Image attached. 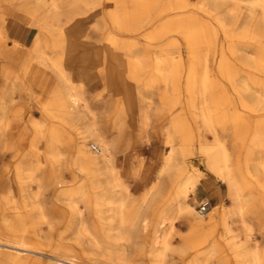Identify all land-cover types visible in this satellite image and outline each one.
<instances>
[{
  "label": "bare ground",
  "instance_id": "6f19581e",
  "mask_svg": "<svg viewBox=\"0 0 264 264\" xmlns=\"http://www.w3.org/2000/svg\"><path fill=\"white\" fill-rule=\"evenodd\" d=\"M94 1L0 0V44L9 42L13 46H19L27 55V59H22L25 66L21 69H24L23 72L14 73L12 79H8V75L12 73L13 68L6 65L0 67V159H4L6 155L13 157L5 175L8 184L3 185V190L15 194L2 195L0 198V203L10 208L8 211H1L0 216L3 228L0 233V264H26L23 256L35 254L51 256L56 264L77 263L74 257L57 253L47 254L26 240L33 235L30 230L35 223L47 220V216L42 213L41 197L51 183H61L60 186L63 183L64 187L60 192L64 196L82 194L85 190L103 191L99 202L110 205L113 218L118 222V234L114 237L121 242L117 253L113 255L116 256L117 264H128L126 256H129V243L138 237L133 228L137 225L144 228L147 225L148 216L144 213L147 203L157 200L165 192L169 194L168 200L165 205L159 207L156 218L152 220V243L161 244L150 251L153 264H166L165 253L173 244L170 230L178 217L188 224L189 229L205 234H211L217 225L221 224L223 231L220 234L230 241L234 256L249 257L252 264H264V245L259 247L252 239L248 224L250 214L254 213L260 223V236L264 239V116L258 118V124L252 129L250 147L246 149L243 166L240 164L242 160H236L234 149L232 151L223 135L230 129L236 136L243 125L249 127L248 122L239 119L241 111L254 114L264 112V77H258L264 76V43L256 52L243 55L244 64L239 66L228 59L227 53L234 54L240 50L231 44L224 47L216 40V36L220 34L217 24H208L201 13L190 11L189 8L193 1H196L197 5L210 4L215 8L229 1L232 4L230 12L238 5H245L248 9L247 19H255L259 13L255 23L252 22L254 25L250 27L253 32L264 37V0H110L117 4L119 9L112 11L108 27L118 32H137L155 11L157 14L154 17L158 19L161 15L169 16L163 19L157 30L150 33L149 39L183 30L187 61L184 63L181 57V44L177 39L162 47L161 54L155 59L148 60L146 56L131 55L132 41H129V44L120 43L108 33L103 45L93 50L90 59L97 64L102 60V53H106L111 62L118 64L121 71L115 74V69L108 64L104 78L110 88L114 80L119 82L126 93L125 98L121 103L117 102L112 111L110 131L104 132L94 120L87 126L86 137L92 139V145H97L98 154L89 149V143L83 136L78 139L73 160L68 165L62 149L69 139L64 127L81 120L86 112L94 115L86 98L82 76L79 75L80 79L75 80V75L70 69L74 59L68 56L76 38L75 28L79 24L76 15ZM183 16L189 18L180 19ZM249 25L245 22L239 27L240 31ZM21 27L22 35H18L16 29ZM235 35L239 37L240 33L232 32L227 37L232 38ZM242 45L244 48L249 47L253 42L241 40ZM215 52L220 56L216 57L214 65ZM33 62L54 75L55 81L44 99L22 84L21 78L25 73H30ZM85 62L86 60L78 59V63ZM137 86H143L150 92H158L157 119L166 108H172L182 94L188 102L196 103L204 137L199 145L197 158L209 172L225 184L229 198L227 205H215L207 216H201L193 203L189 202L190 195L198 186L200 175L192 171L199 170V167L192 157H188L186 150H189V146L188 149L175 148L173 131L179 128L188 131L184 121L172 120L164 124V144L170 147V150L163 157H159L160 163L156 169L151 168V171L143 175L144 159L139 155L134 157L135 161L131 160L129 163L125 158H117L116 153L120 147H128L131 137L133 140V137L142 136L143 131L152 124L149 112L150 97L140 99L142 105L138 106L130 96ZM166 92L173 95L164 97ZM244 99L248 103L244 102ZM233 103L239 105L241 111L235 109ZM34 107L40 111V119L32 117L31 108ZM134 110L140 114L136 128L132 121ZM15 128L18 129L14 130ZM183 139L188 143L191 141L189 135L183 136ZM249 162L253 166L252 173L248 168ZM64 163L69 178L63 175ZM252 174L258 179H248ZM79 178H83V182L76 185ZM9 183L13 186H9ZM28 185H33L34 188L30 201L26 203V199H20L17 192L20 196L23 195ZM133 191L137 193L131 199ZM111 192L118 193L116 195L119 197L112 200L108 197ZM130 203L133 204L131 213L128 209ZM233 218H238L244 224L245 230L241 234L234 232ZM162 228L165 229L161 231ZM211 251L212 248L206 249L199 256H207ZM197 264H206V260Z\"/></svg>",
  "mask_w": 264,
  "mask_h": 264
},
{
  "label": "rangeland",
  "instance_id": "374dc122",
  "mask_svg": "<svg viewBox=\"0 0 264 264\" xmlns=\"http://www.w3.org/2000/svg\"><path fill=\"white\" fill-rule=\"evenodd\" d=\"M113 4L114 2H111L110 0H95L88 6L83 7L80 10L79 15H76L79 24L78 27L75 28L76 38L73 42L72 49L68 51V56H71L74 59L73 63L70 64V69L75 75L76 81L80 79L79 75L82 76L81 79L85 84L86 98L94 115H92V113L86 112L85 116L81 120L74 121L71 125H67L64 127L65 134L69 139L67 140V143L63 145L62 149L65 153V161L68 165L73 160V154L76 151V144L78 139L83 136H87L86 129L88 124L94 120L104 132L110 131L113 114L112 111L115 108L117 102L121 103L125 98L126 93L124 89H122V86L119 82H116L114 80L110 88L107 79L104 78L106 77L105 73L109 65H112V67L115 69V74H118L121 71L118 64L116 62H111L106 53H102V60L97 64L92 62L90 59L93 50L103 45L102 43L105 41V38L108 37V33L110 35L112 34V37L114 36L113 38L120 43L129 44L132 41L133 46L131 55H137L138 57L146 56L148 60L155 59V57L161 54L160 51L171 40L177 39L181 44L179 45V49H181V57L184 60V63H186L187 61V50L185 48L186 46L183 40V30L168 33L169 35L166 34L163 37L157 39H149L150 33L154 30H157L162 24L163 19L168 18L169 16L161 15V17H159L158 19L157 17H154L157 14V11H155L152 17L149 18L148 22L141 27L142 29L140 28L141 30L139 29L134 33L118 32L117 30L108 27L109 16L111 15V13L119 9V6L117 4ZM204 5H197V2L193 1L189 8L190 11H196V13L199 14L201 13L204 21H206L208 24H217V27L220 28V34L216 36V40L222 43L224 47H227L231 44L232 47L234 46L235 48H238L240 51L236 52L237 55L236 53H227L228 59L230 58L229 60H231L235 64L238 63L239 66H243V55L256 52L257 48L264 43V37H262L259 33L257 34L256 32H253L251 28L258 18L259 13L258 15L256 14V18H253V20L247 19L248 9L245 5L242 4L234 7V9H231V12L229 9L231 8L232 4L229 1L224 2V4L222 3L220 6H217V8L213 7L210 4ZM218 8L221 10H219ZM221 16L223 20L221 19ZM188 18L189 17L183 16L180 19L186 20ZM228 19L231 23H229ZM245 22H248V24H250L247 27L248 29L246 28L245 30L240 31L239 27L243 26ZM105 23H107V25H104ZM232 32L233 34L237 32L240 33V38L236 35L232 38L227 37ZM241 40L252 41L253 45L244 48L243 45L241 46ZM9 46V43H5L4 45L5 48H8ZM14 53V55L11 54V56L13 55L12 64L14 63L12 65L13 71L8 75V79H12L15 75L14 73L20 71L23 72L24 69L21 70L22 67H25L23 62L25 59H27V55L24 54V60L21 61V48H18ZM6 55L7 54L1 52L0 67L6 65L9 61L6 58ZM219 56L220 54L217 52L213 54L214 65ZM78 59L86 60V62L83 64L78 63ZM30 69V73H25L22 76V84L27 88H31V91L33 90V92L40 94V97L44 99L48 94L47 92L50 91L48 89H51V86L55 81L54 75L48 69L42 68L34 62ZM2 75L3 77H6L5 74ZM258 77L262 78L264 76L261 75ZM181 86L183 88V84ZM172 95L173 94L166 92V95H164V97H171ZM130 96H132V101L135 102V104L138 106L142 105L140 99H143L145 96L150 97L149 112L152 119V124H150L143 131V133L141 134L142 136H139L140 138L133 137L132 140L131 137L128 147H120V149L116 153L117 158H125L126 162L129 163L131 160H134V157L139 155L144 159L143 175L148 173L152 169H156V167L160 163L159 157H163V155L170 150V147L164 144V124L167 121L170 122L172 120L184 121V124H186L188 131H184L182 128H179L177 131H173L175 148L177 147L176 149H188L189 146V150H186L188 151V157H192V160L195 161L196 165L199 167V170L192 171L200 175L198 186L196 187L194 193L190 195L189 202L191 204L193 203L195 210H198V205L201 200H208L211 208L215 205H227L229 203V198L226 195L225 184L219 181V179H217L211 172H209L197 158L199 145L204 137L202 128L200 126V118L196 103L188 102L185 99L184 94H182L181 98H178V100H176L174 106L172 108H166V110H164V113L157 119L159 95L156 90L150 92V90L143 86H137L132 90ZM244 102L248 103V101L245 99ZM233 105H235V109L241 111L242 108H240L239 105H237L236 103H233ZM31 109L33 114L32 117L35 119H40V111L35 107ZM137 112V110H134L132 114V121L134 126L136 125L138 127L140 114L139 112L137 114ZM241 112L242 113H239V119L243 120V122H248L249 127L246 128V126L244 127L243 125V130L241 129V131H239L236 136L234 135V132H231L230 129H227L223 135L227 138L232 151L234 149L233 152H235V157L237 155L236 160H242L240 161V164L242 163L241 165L243 166V162H245L246 157V149L250 147L249 138L251 136L252 129L258 124V118L260 116H264V112H257L256 114H254V112ZM17 129L18 128H15L14 130ZM188 135L190 136L191 140L189 141L190 144L183 139V136L188 137ZM86 141L89 143V149L95 154H98L97 150L95 151L91 148V146L95 145L91 144L92 139L90 137H86ZM95 146L97 147V145ZM255 156L256 153L254 155V158ZM31 160L33 162V159ZM12 162L13 157L9 155H6L4 159H0V198L2 197V195H15L13 192L8 193L3 190V185L8 184L6 183L5 175L9 169V165ZM66 163H64L63 175L64 177L69 178L70 175L66 170ZM250 163L251 162L248 163V168L252 173L253 166H251ZM248 179H251L253 181L254 179L258 178L255 175H249ZM82 182L83 178H79V180L76 182V185ZM9 184V186H13L12 183ZM60 184L61 183H51L46 191H44V193L42 194V213L47 216V220H39L37 223H35L32 230H30L31 233L33 232V235L31 236V238L27 237L26 240L40 247V249L47 254L57 253L62 256L74 257L77 259L76 264H91L92 262L99 264H117V261L115 259L116 256L113 255L117 253L118 245L121 242L120 240H117L116 237H114L118 234L116 230L118 222L113 218L112 211L110 210V205L99 202V199L102 197L101 194H103V191L91 192L85 190L82 194L78 193L64 196L60 192L61 189H63L64 185L62 183V186H60ZM27 187L28 188L24 191L23 195L20 196V193L17 192L20 199L21 197L22 200L26 199V203L30 201L31 191H33L34 188L33 185H28ZM136 193L137 192L133 191L130 195V198L133 199ZM116 194L118 195V193L111 192L108 197L112 200L117 199L119 196H117ZM114 196H116V198ZM168 197V192H165L157 200L150 202L149 204L147 203V206L144 210V213L148 216L146 222L147 225H145L144 228H141L139 225L133 228L134 233L137 232V234L135 235H137L138 237H136L135 240L133 238L129 243L130 246H128L127 250L129 256H126L128 264H153V256H150V251L154 250L155 247H160L161 244L159 243L157 245H154L152 243V229H154L152 220L156 218L160 209L159 207L166 204ZM0 205L1 216V211H8L10 208L3 203H0ZM132 205L133 204L131 203L128 205L130 213L131 210H133ZM81 206L84 208H82ZM211 208L209 211H211ZM95 211H98V215L95 213ZM209 211L207 212V214L209 213ZM207 214L205 216H207ZM172 215H175L174 211ZM175 220L176 221H174L175 223L173 224V228L170 230V239L173 242L172 248L167 250L165 253L166 264H197L198 262L203 260H206V264H252V261L249 257L234 256L229 245L230 241L226 240L220 234V232L223 231V227L221 224H218L215 228V231H212L211 234H205L204 232L198 230L189 229L188 224L181 217H178ZM248 224L251 228L252 239L256 241L259 247H262L264 245V239H262V237L260 236L262 235L259 229L260 223L254 213L250 214ZM108 228L112 230L110 231ZM232 228L234 229V232L236 234H241L245 230L244 224L240 220H238V218H233ZM2 229L3 228L0 223V233L2 232ZM164 229L165 228H162L161 231H163ZM209 248H212V251L208 252L207 256H199L204 250ZM39 255L40 254H38V256L37 254H35L34 256H23L25 258L24 261L26 262V264H56L55 260L51 258V256Z\"/></svg>",
  "mask_w": 264,
  "mask_h": 264
},
{
  "label": "crops",
  "instance_id": "0c3cea01",
  "mask_svg": "<svg viewBox=\"0 0 264 264\" xmlns=\"http://www.w3.org/2000/svg\"><path fill=\"white\" fill-rule=\"evenodd\" d=\"M23 27H21V28H17L16 29V33H18V35L21 33V29H22ZM20 35H22V33L20 34ZM7 43H9V42H7ZM10 44V43H9ZM4 45H5V43H1L0 44V54H1V52H3L4 54H7L6 55V58L9 60L8 62H7V66L8 67H11V68H13L12 67V65L14 64H12V60H13V55L15 54L14 52L15 51H17V49L18 48H20L19 46H13L12 44H10V46L8 47V48H5L4 47ZM11 54H13L12 56H11ZM21 61H22V59L24 58V51L22 50V55H21Z\"/></svg>",
  "mask_w": 264,
  "mask_h": 264
},
{
  "label": "built area",
  "instance_id": "2783aa9c",
  "mask_svg": "<svg viewBox=\"0 0 264 264\" xmlns=\"http://www.w3.org/2000/svg\"><path fill=\"white\" fill-rule=\"evenodd\" d=\"M91 148L93 150H97V147L95 145L91 146ZM211 208V205L209 203L208 200H201L199 202V205H198V213L201 215V216H204L205 214H207V212L210 210Z\"/></svg>",
  "mask_w": 264,
  "mask_h": 264
}]
</instances>
